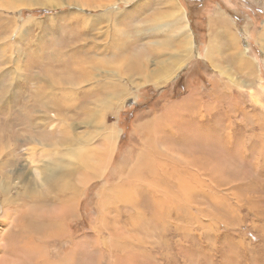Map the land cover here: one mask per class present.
<instances>
[{
	"label": "rangeland",
	"instance_id": "obj_1",
	"mask_svg": "<svg viewBox=\"0 0 264 264\" xmlns=\"http://www.w3.org/2000/svg\"><path fill=\"white\" fill-rule=\"evenodd\" d=\"M162 1L0 0V228L10 235L13 230L9 225L18 223L26 231L31 222L25 212L61 213L60 200L74 198L75 212L67 214L65 233L37 243L45 247L51 261L63 260L87 240L91 246L97 245L93 235L98 213L122 204L121 194L124 197L126 193L121 181L129 176L140 182H134L137 205L147 201L143 229L135 230V235L130 232V236L140 237L136 242L142 244L126 237L132 242L117 251L106 247L117 241L114 236H109L111 240L99 236V247L91 253L84 251L85 262L77 258L78 264H264V0L173 1L171 7L179 9L188 24L192 55L166 83L155 84L131 71V64L120 68L111 63L122 54L145 51L148 77L159 60L177 61L180 48L163 44V48L149 51L172 35V31L166 33L168 26L158 27L167 23ZM108 10L115 11L111 24L94 22L92 17ZM217 13L232 26L233 38L229 28L217 21ZM233 39L239 45L235 46ZM117 42L122 50L115 48ZM240 50L252 63L254 74L241 69ZM77 55L99 57L104 66L92 71L97 74L91 78L70 83L67 75L73 73L69 67H74L70 62L77 60ZM114 73L120 74L118 80L124 81L133 96L122 103L112 101L113 108L105 111L99 126L89 118L86 106L98 99V83L114 81ZM37 90L38 96L56 99L48 114L36 100ZM220 90L227 91H222L221 99L232 123L228 128L231 138L227 141L219 126L203 131L212 144L218 138L226 151L225 158L216 155L219 164L215 161L214 169L213 164L207 169L220 178L203 176L201 184L196 159L190 158L191 172L183 171L172 159L165 162L164 169L176 170L186 179L181 190L172 187L163 193L161 184L153 189L148 182L152 177L159 179L162 168L152 158L200 154L175 150L161 155L148 150L146 158H138L146 140L139 125L147 121L156 126L152 119L165 120L171 104L178 113L184 107L179 100L192 93L204 103L219 104ZM107 128L114 131L115 138L106 151L109 156L104 166L98 167L99 161L80 163L74 151L82 148L93 155L94 151L100 153L99 139ZM244 170L247 175L238 179L237 173ZM146 174L147 191L140 186ZM227 176L230 179L225 180ZM157 196L162 197V205H154ZM120 213L122 217L134 214L125 204ZM118 216V225L128 227Z\"/></svg>",
	"mask_w": 264,
	"mask_h": 264
},
{
	"label": "bare ground",
	"instance_id": "obj_2",
	"mask_svg": "<svg viewBox=\"0 0 264 264\" xmlns=\"http://www.w3.org/2000/svg\"><path fill=\"white\" fill-rule=\"evenodd\" d=\"M173 1L175 2V0H163L162 1V8L165 9L162 13L163 14L162 16H163V18H166L165 20L167 23L158 24V27L159 26H165V27L168 26L166 28H169V30L166 31V33L169 34L170 31H172V35L171 36L166 35V38L164 39L165 42L157 43L158 48L152 47L153 49L149 50V51L152 53L153 51H156L159 48H163L164 47L163 44H165L166 47L168 46L170 48H175V49L180 48L181 49L180 55L177 54V61L172 63L171 61L166 62L164 60H162V61L159 60L157 64L155 63L157 65V68L154 69L153 72L150 71L152 73H150L148 75V77H147V73H145L147 71V65L145 63L147 59L143 58L145 56V51L136 52L135 54H133V53L122 54L120 56V58L118 60H116V62L111 63L112 66H118L121 68L122 66H125V65L128 66V64H131V69H130L131 71H133V72L137 71V73L139 72V73H141V75L143 74L145 76V81L149 80L150 78L153 79L154 82H156L155 84H158L159 82H165L166 83L169 80V78L171 77L173 72L175 70H177V68L179 67V64L182 63L183 61H185L190 54L192 55V50H193L192 49V41L190 38L191 36L189 35L190 30L188 28V24L186 22V19L181 14V11L179 9H177L174 6L171 7V4ZM86 5L92 7V5H88V4H86ZM169 7H170V9H169ZM171 9H172V11H171ZM112 13L115 14V11L108 10L106 13L101 14L98 17H92V19L96 23H98L99 21L100 22L108 21V22H105V25H107V24L109 25V24H111V23H109V21H110V16ZM156 13H158V15H159L160 11L156 12ZM80 15L82 16V19L87 18L86 15H83V14H80ZM216 15H217V19H218L217 21L218 22L220 21L222 26L229 28V30H230L229 35L233 38L234 35L231 32L232 26L225 20V18L222 15H220L219 13H217ZM162 16H161V18H162ZM157 19H159V18H157ZM111 20L114 21L113 17ZM144 22H146V24H147V18ZM214 22H215L214 20L211 21V23H214ZM139 23H141V22L139 21ZM220 27H218V28H220ZM161 28H163V27H161ZM220 29L222 30V28H220ZM215 31L216 30L214 28V30H212V32H215ZM223 33H225V31ZM233 41H234L235 46H237V44H238V43H236L237 41H235L234 39H233ZM120 43L115 44L116 45L115 48L117 50L123 49L122 45ZM232 46H233V43H232ZM236 48L239 49L240 46H239V48L238 47H236ZM173 55H174V53H173ZM239 55H240L239 62H240V65L242 66L241 69L246 68L247 69L246 74H250V75L252 73L254 74L252 63L248 59H246L244 51L240 50ZM209 56L207 55L208 59H210ZM146 57H147V55H146ZM157 57H158V55H157ZM169 57H170V55H169ZM172 58H173V56H172ZM131 59L133 60L132 63H130ZM144 59H146V60H144ZM164 59H165V57H164ZM71 63H72V65H74V67L70 66L69 70H70V73H71V71L73 73L70 75L69 74L67 75L68 79L70 80V83L76 82V81H82L83 82L87 78L89 79L93 75L97 74V73H92V71L98 70L99 66H104V65H102L104 62L99 57L87 56V55H85V57L78 56V59L77 60L73 59L70 62V64ZM114 74H116V73H114ZM119 76H120V74H116V77L113 78L114 81L110 80L112 82L102 83L101 85H99V83H98V87L96 88L97 89L96 93L99 94L98 99L94 100L93 103L88 102V105L86 106V108L88 110L89 118L96 120V122L99 126H101L103 124L104 120H102V119H104L103 116H104L105 111H109L110 109L113 108V106H112L113 102L112 101L122 103V102H124L125 99L133 96L132 95L133 91L130 90L128 87L124 86V84H123L124 81L118 80ZM253 78H255V75H253ZM248 80L252 81V79H250V78H248ZM131 82L134 85V81L132 80ZM232 82L233 81H230V85H232L231 84ZM233 84H235V83H233ZM249 84L251 85V83H249ZM38 90H39V87H38ZM38 90H37V94H36V100L38 101V103L41 106L44 107L45 112L47 113L50 110V108H54L55 103H56V99L54 96L51 97V95L50 96L49 95L42 96V97L38 96ZM238 90H240V89H238ZM222 91L221 92L217 91L219 104H216V102L215 103L214 102L213 103H204L199 97L193 98L192 95H194V94L192 93L191 95L182 98V100H179L184 105V107L181 108L178 111V113L176 112L175 109H173L174 107H172V104H171V105L167 106V109L169 112L167 114H165V116H167L165 120L152 119V121L157 124L156 126L150 122L147 123V121L146 122L144 121L145 123L139 125V127L142 129L143 135H145L146 140L144 141V150L140 151L141 154L139 155L138 158H142V157L146 158L148 150H152V151L159 153L161 155H163L162 154L163 152H171V151H175V150L186 151L188 153H194V150H197V152L200 154V156L199 155L195 156L194 154H192V155L190 154L188 156L185 155L184 157L181 155L180 157H183L181 159H178L177 156L164 157V158H160V159H153L152 158V160L156 164H158L157 166L162 168L161 171L157 174L160 176V178L156 179V178L152 177L148 182V185L152 186L153 189L156 188L157 185L161 184L163 186L162 187L160 186L159 191L162 189L161 192H163V193L167 192L172 187L175 189L178 188L176 190V192H179L181 190V185H183L182 181H186V179H183L181 176V173L179 174L178 171L174 172L176 170H171L172 171L171 172V171H168L167 169H164V167L166 166L165 162L167 160L171 161L172 159L174 160L176 165L180 166L181 169L185 168L186 172H191L190 167L192 166V164L189 161L191 159H193V160L196 159L198 161L199 174H200L199 183H201V184L204 183V180H202L203 176H208V178H212V179L216 178V176L218 174H213L212 171H208L207 169L212 164H213V166L211 167V169H214V167L219 164L217 162L218 156H216V155L218 154L219 156H221V158H225L226 156H224V154L226 151H225L223 146L219 145L220 142H219L217 137H215V138H217V140H213V144H212V143H210L212 141V139L205 137L208 133L206 135H204L203 131H204V128H206L208 126L211 128V126L215 125L217 127L219 126L220 128H218V129H220L224 132V136L227 138V141H229L231 138V131L228 128L231 126L232 123H231V121H229L227 119L228 115L225 112L226 108H225V105H223L222 99H221ZM223 92L225 93V91H223ZM98 94H96V95H98ZM103 94L106 96L105 98L102 97ZM225 94H227V91ZM194 96H196V95H194ZM33 97H34V95H33ZM227 98H228V96H227ZM175 105L177 106L176 102H175ZM218 105H220V107H217ZM93 106L96 109H92ZM234 109H236V108H234ZM185 112H186V114H185ZM222 116L224 117V119L226 121L225 120L222 121L223 120ZM48 117H50V116L48 115ZM67 118L73 119L74 116L73 115H67ZM252 121H253V119H252ZM158 125L160 127L157 129ZM152 126H155V128L153 127V129H152ZM150 128H151V130H150ZM61 130H63V128H61ZM159 130L161 131L160 134L158 133ZM212 135L216 136V133H212ZM114 138H115L114 131L110 128H107V130L103 133L102 137L99 139V142L101 144L99 146L100 153L96 154V151H94V155H93L87 149L78 148L77 150L74 151L73 156L75 158H77V160H79L80 163H82L84 165H87V164L91 163L92 161H95V162L99 161L98 167H103L105 164L106 158H108V156H109V155L107 156L108 152H106V151H108L111 148V145L114 141ZM209 140H210V142H209ZM223 143H224V141H223ZM216 144H218V146ZM197 152H195V153H197ZM219 161H221V159H219ZM147 162H149V161H147ZM214 162L216 164H214ZM241 172H242V170H241ZM247 173H248L247 170H244L243 173L238 172L237 175H240L238 179L244 178V176L247 175ZM168 175H169V178H167ZM194 175L197 176L198 174L194 173ZM232 175L234 176L235 173H232ZM161 176L165 179L166 184H164L162 182ZM220 176L221 175H219L217 178H220ZM122 179H123V181H121V184L125 185L123 187V192L126 193V195L124 197L121 194L120 201L122 204L121 205H115L114 204L110 210L102 209V212L98 213L96 230H95L96 235H93V237L97 240L96 246H94V247L91 246V244H90L91 241L90 240L88 241L87 237H85L86 239H84V241L85 240H87V241H85L83 243L84 247L77 246L63 260L54 262V261H51V259L49 258V255H47V250H45V247L41 244H37V243H45L48 240L50 241L52 238L61 237L62 234L65 233L64 224H65L66 218L68 217L67 214H73L75 212L74 198L66 197L65 199L62 198L59 202L60 203L59 206H61V210H62L61 213H50L47 211V213L41 214L39 212H36V210H28L27 212H25V216L31 222L29 227H28V230H26V231H23L21 229V225H19L18 223H12L11 225H9V226H11V229L13 230V232L10 235L5 234V231H3V229L0 228V251L2 253V258H0V264H74V263H77V260H78L77 258L83 259V261H84L85 255L82 254V253H84V251L91 253L92 249H97L99 247V244H98L99 236L100 237H107V239L108 238L110 239V237H109L110 235L114 236L117 241L112 242L110 245H108L106 247H110V248L117 250V251L122 249V247H121L122 244H128L129 242H132L129 239H127L126 237L134 239V242L138 243V245L142 244L143 241L136 242V241H138V239L140 237H132V236H130V232L133 235H135L133 233V232H135V230L140 231L143 229V226L145 224V217L143 216V214L147 210V201L143 199L141 204L137 205L138 197L135 194V188H134V186H135L134 182L136 180L135 179L130 180L129 176L125 177V181H124V178H122ZM224 179L227 180L230 178L227 176ZM144 181H145L144 183L141 182L140 186H142L143 188H146V191H147V174H146V178H144ZM136 182L140 183L139 181H136ZM167 185H169L168 189H165V186H167ZM126 186L128 188H126ZM158 188H159V186H158ZM164 189H165V191H164ZM156 191H158V190H156ZM144 192H145V190H144ZM161 198H162L161 196H159V197L157 196L154 200V205H162L161 201H160ZM41 204H42L41 206L43 207V202ZM124 204L128 205L130 207V209L134 212V214H132V215L128 214V216L126 215L125 217H122V214L120 213V209L124 206ZM98 205L100 206L101 204L99 203ZM72 209H74V210H72ZM111 212H114V213H111ZM118 214H120L121 218L124 219V224L127 225L128 227H124L122 225V223H121V226L118 225L119 219H120ZM4 221H5V219H3V223H6L7 219L5 222ZM26 228H27V226H26ZM129 248L130 247L127 246L126 250H129ZM116 258L118 259V261H120V259H121L119 256H116ZM79 262H81V261H79ZM84 262H82V263H84Z\"/></svg>",
	"mask_w": 264,
	"mask_h": 264
}]
</instances>
